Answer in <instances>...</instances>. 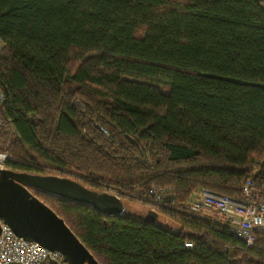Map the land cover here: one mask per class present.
<instances>
[{
	"label": "trees",
	"instance_id": "1",
	"mask_svg": "<svg viewBox=\"0 0 264 264\" xmlns=\"http://www.w3.org/2000/svg\"><path fill=\"white\" fill-rule=\"evenodd\" d=\"M0 42L6 167L166 189L154 223L132 199L107 216L33 191L100 264H264V232L245 246L181 209L199 187L264 181L258 0H0Z\"/></svg>",
	"mask_w": 264,
	"mask_h": 264
},
{
	"label": "water",
	"instance_id": "2",
	"mask_svg": "<svg viewBox=\"0 0 264 264\" xmlns=\"http://www.w3.org/2000/svg\"><path fill=\"white\" fill-rule=\"evenodd\" d=\"M35 190L87 205L107 216L129 212L124 198L103 188L90 187L70 175L0 167V225H7L18 238L60 252L63 264H100L64 219L33 193ZM139 216L144 223H154L159 218L150 208Z\"/></svg>",
	"mask_w": 264,
	"mask_h": 264
},
{
	"label": "built area",
	"instance_id": "3",
	"mask_svg": "<svg viewBox=\"0 0 264 264\" xmlns=\"http://www.w3.org/2000/svg\"><path fill=\"white\" fill-rule=\"evenodd\" d=\"M4 95L0 91V105ZM11 157L0 151V167H6V161ZM124 199H132L157 211L166 205L163 198L164 187H150L142 192H121L103 187ZM240 196L234 198L228 195L216 194L206 187H199L191 192L181 209L189 214L216 217L225 224L245 246L253 244L256 233L264 232V181L256 187L252 177L244 180ZM185 247H191L190 241L184 242ZM63 256L58 251H51L34 242H27L16 237L5 224L0 225V264H63Z\"/></svg>",
	"mask_w": 264,
	"mask_h": 264
},
{
	"label": "rangeland",
	"instance_id": "4",
	"mask_svg": "<svg viewBox=\"0 0 264 264\" xmlns=\"http://www.w3.org/2000/svg\"><path fill=\"white\" fill-rule=\"evenodd\" d=\"M259 1V3H260V5L264 8V0H258ZM0 47H1V42H0ZM256 169V168H255ZM53 174H57V173H53ZM59 175H70V176H72V177H74V178H77V179H79V180H82L81 179V177L79 176V175H77V174H75V173H72V172H62V173H58ZM82 182L84 183V184H86V185H88V186H91V182H86V181H83L82 180ZM103 188V187H102ZM101 188V189H102ZM109 188V187H108ZM110 189H112V188H110ZM164 198V197H163Z\"/></svg>",
	"mask_w": 264,
	"mask_h": 264
}]
</instances>
